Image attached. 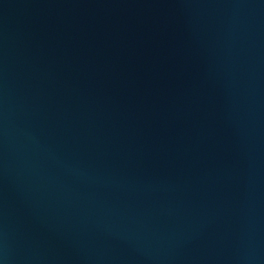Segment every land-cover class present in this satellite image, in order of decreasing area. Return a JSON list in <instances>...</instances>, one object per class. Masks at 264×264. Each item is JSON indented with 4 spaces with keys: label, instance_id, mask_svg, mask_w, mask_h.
Returning <instances> with one entry per match:
<instances>
[{
    "label": "water",
    "instance_id": "water-1",
    "mask_svg": "<svg viewBox=\"0 0 264 264\" xmlns=\"http://www.w3.org/2000/svg\"><path fill=\"white\" fill-rule=\"evenodd\" d=\"M0 264H264V0H0Z\"/></svg>",
    "mask_w": 264,
    "mask_h": 264
}]
</instances>
